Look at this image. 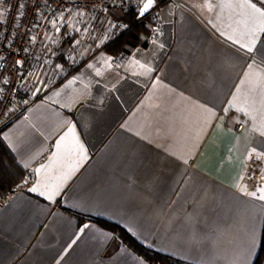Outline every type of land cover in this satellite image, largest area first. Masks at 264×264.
Instances as JSON below:
<instances>
[{
	"label": "crops",
	"instance_id": "crops-1",
	"mask_svg": "<svg viewBox=\"0 0 264 264\" xmlns=\"http://www.w3.org/2000/svg\"><path fill=\"white\" fill-rule=\"evenodd\" d=\"M159 1L162 33L130 54L105 40L106 19L82 15L41 40L24 81L37 102L0 130L22 174L0 204V264H150L99 220L188 264H255L264 41L252 31L264 18L244 0Z\"/></svg>",
	"mask_w": 264,
	"mask_h": 264
},
{
	"label": "built area",
	"instance_id": "built-area-1",
	"mask_svg": "<svg viewBox=\"0 0 264 264\" xmlns=\"http://www.w3.org/2000/svg\"><path fill=\"white\" fill-rule=\"evenodd\" d=\"M155 1L149 14L141 18L140 11L147 0H2L0 130L9 119L24 114L37 102V98L24 88V81L34 72L41 40L55 21L67 14L85 15L91 21L106 19L102 35L110 42L132 28L119 19V15H138L141 19L147 18L151 33L156 37L163 31L161 11L165 2ZM90 37H95L93 31ZM261 40L264 41V32ZM3 200L0 193V204Z\"/></svg>",
	"mask_w": 264,
	"mask_h": 264
},
{
	"label": "trees",
	"instance_id": "trees-1",
	"mask_svg": "<svg viewBox=\"0 0 264 264\" xmlns=\"http://www.w3.org/2000/svg\"><path fill=\"white\" fill-rule=\"evenodd\" d=\"M118 17L132 28L127 34L119 38L124 41L119 46L117 53L122 51L130 54L142 44L141 34H150V29L148 28L149 23L146 21L147 18L141 19L138 15H119ZM10 157L13 158L11 152L0 141V193L2 195H6L12 191L22 181V174L18 169L19 167L11 161ZM99 223L117 234L126 246L150 264H188L173 257L152 251L132 234L117 225L101 220H99ZM255 264H264V234L261 249Z\"/></svg>",
	"mask_w": 264,
	"mask_h": 264
},
{
	"label": "snow or ice",
	"instance_id": "snow-or-ice-1",
	"mask_svg": "<svg viewBox=\"0 0 264 264\" xmlns=\"http://www.w3.org/2000/svg\"><path fill=\"white\" fill-rule=\"evenodd\" d=\"M153 2L154 0H147V2L143 5V8L140 11V15H144L145 12H147L152 6H153ZM240 7H247L253 10L254 13H257L259 15V17L264 18V11H261V9L257 8L254 4L249 3V0H244V3L242 5H239ZM210 8V5H209ZM259 31V32H264V19L261 20V22L259 23V25L257 26V28L253 29L252 31V35L255 36V32ZM229 39H231V37H229ZM252 43H255V40L253 39ZM241 47H246L247 51L251 52L252 51V46L251 45H241ZM227 111V110H226ZM242 111V110H241ZM70 134L72 133V130L70 129ZM261 135H264V133H261ZM63 143V141H62ZM62 143L61 144H57V149H61L62 147ZM71 150H75L78 152H83V146L79 144L78 141L75 140L74 138V134H73V144H72V149ZM41 170L37 169V173H39ZM38 187H33L30 189V191L32 192H37L38 191ZM43 187H45L46 191L45 192H39L40 195L45 196L47 199L52 200L56 195L59 194L60 191V186L59 185H44ZM262 194L260 195V199L264 200V190H261ZM254 195V193H253ZM85 227H87V225H85Z\"/></svg>",
	"mask_w": 264,
	"mask_h": 264
},
{
	"label": "water",
	"instance_id": "water-1",
	"mask_svg": "<svg viewBox=\"0 0 264 264\" xmlns=\"http://www.w3.org/2000/svg\"><path fill=\"white\" fill-rule=\"evenodd\" d=\"M155 4H156V1L154 0V2H153V6H152L147 12H145L144 15H142V16L140 15V17H141V18L146 17V16L149 14V12L152 10V8L155 6Z\"/></svg>",
	"mask_w": 264,
	"mask_h": 264
},
{
	"label": "rangeland",
	"instance_id": "rangeland-1",
	"mask_svg": "<svg viewBox=\"0 0 264 264\" xmlns=\"http://www.w3.org/2000/svg\"><path fill=\"white\" fill-rule=\"evenodd\" d=\"M75 15L77 16V14H75ZM82 16H84V17H86L88 20H90L87 16H85V15H82ZM74 19H76V18H74ZM150 34H153V33H150ZM90 38L96 39V37H90Z\"/></svg>",
	"mask_w": 264,
	"mask_h": 264
}]
</instances>
